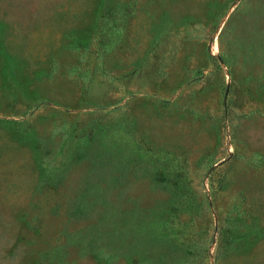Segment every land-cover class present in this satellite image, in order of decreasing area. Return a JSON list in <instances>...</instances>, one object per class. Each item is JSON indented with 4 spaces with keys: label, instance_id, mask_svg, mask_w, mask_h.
Returning <instances> with one entry per match:
<instances>
[{
    "label": "rangeland",
    "instance_id": "1",
    "mask_svg": "<svg viewBox=\"0 0 264 264\" xmlns=\"http://www.w3.org/2000/svg\"><path fill=\"white\" fill-rule=\"evenodd\" d=\"M0 264H264V0H0Z\"/></svg>",
    "mask_w": 264,
    "mask_h": 264
}]
</instances>
